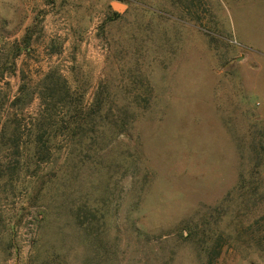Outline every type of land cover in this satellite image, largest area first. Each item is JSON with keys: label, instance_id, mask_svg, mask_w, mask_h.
Returning <instances> with one entry per match:
<instances>
[{"label": "rangeland", "instance_id": "374dc122", "mask_svg": "<svg viewBox=\"0 0 264 264\" xmlns=\"http://www.w3.org/2000/svg\"><path fill=\"white\" fill-rule=\"evenodd\" d=\"M263 65L264 0H0V264H264Z\"/></svg>", "mask_w": 264, "mask_h": 264}, {"label": "trees", "instance_id": "16d2710c", "mask_svg": "<svg viewBox=\"0 0 264 264\" xmlns=\"http://www.w3.org/2000/svg\"><path fill=\"white\" fill-rule=\"evenodd\" d=\"M59 82H57V84H53L52 86H55V87H53V88H49L48 86H50V84H48L47 86H45L44 88H43V90H42V95H43V97L44 98H50V100H51V98L52 99H55L54 101H59V100H61L59 97H60V95L62 94V90H64L62 87L61 88H59ZM64 85L66 86V82H64ZM60 91V92H59ZM58 92L60 93V94H58ZM22 95V97H23V95H24V97H26V96H28V95H26L25 96V94H21ZM42 97V98H43ZM59 99V100H58ZM45 101H46V99H45ZM44 101V102H45ZM50 106V104L48 103V104H46V108L47 109H45V110H43L39 115H38V117L37 118H35V119H33L32 120V122H33V124H36V125H38V128L34 131V132H36V138H37V140H38V146H36L35 147V149H36V152H34L35 154H36V156L38 155V156H43V150H44V146L43 145H41V142L42 141H44V137H45V135H46V133H47V131H46V129L43 127L44 126V121H45V115H47V111H48V107ZM57 106V104L55 105V107ZM56 109V108H55ZM31 132V131H30ZM29 132V133H30ZM32 132H33V129H32ZM48 133H49V131H48ZM48 137V136H47ZM32 138V137H31Z\"/></svg>", "mask_w": 264, "mask_h": 264}, {"label": "bare ground", "instance_id": "6f19581e", "mask_svg": "<svg viewBox=\"0 0 264 264\" xmlns=\"http://www.w3.org/2000/svg\"><path fill=\"white\" fill-rule=\"evenodd\" d=\"M115 6H118V4H115Z\"/></svg>", "mask_w": 264, "mask_h": 264}, {"label": "crops", "instance_id": "0c3cea01", "mask_svg": "<svg viewBox=\"0 0 264 264\" xmlns=\"http://www.w3.org/2000/svg\"><path fill=\"white\" fill-rule=\"evenodd\" d=\"M262 67H264V65Z\"/></svg>", "mask_w": 264, "mask_h": 264}]
</instances>
